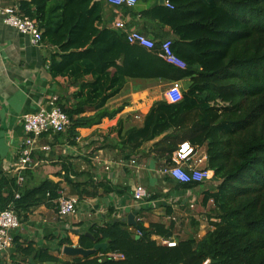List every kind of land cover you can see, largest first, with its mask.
<instances>
[{
  "label": "trees",
  "instance_id": "trees-1",
  "mask_svg": "<svg viewBox=\"0 0 264 264\" xmlns=\"http://www.w3.org/2000/svg\"><path fill=\"white\" fill-rule=\"evenodd\" d=\"M138 1L153 6L121 9L143 22L139 31L154 39L153 49L131 45L121 31L107 28L103 0H31L21 3V10L43 31L44 42L59 49L51 56L53 77L69 73L75 80L85 74L95 78L90 94L78 106L62 107L72 123L71 143L79 129L100 125L122 111L123 106L112 111L104 107L126 79L189 82L180 103L157 101L142 127L124 135L120 129L119 145L123 159L129 160L144 144L154 142L150 153L167 164L184 142L206 147L208 168L219 181L201 191V205L211 203L208 216L216 219L213 229L202 239L190 237L168 247L153 237L172 238L173 223L168 228L162 224L146 228L138 222L134 228L139 235L130 231L125 219L111 218L104 226L90 227L94 239L83 234L79 242L83 248L107 242L106 250L62 262L47 250L15 240L12 264H19L16 255L24 264H31L30 259L37 264H264V0H167L173 8L160 5V0ZM134 26L139 23L132 22L129 28ZM165 28H169L166 34ZM166 39L185 69L160 57ZM91 100L100 110L82 116ZM68 181L80 198L98 196L99 188L104 194L119 191L105 181ZM175 183L180 191L200 186ZM59 190L60 185L50 180L21 189L15 178L0 171V211L12 205L19 214L47 197L58 199ZM114 212L110 208L109 216ZM65 244L71 245V240L61 242ZM109 252L125 258L100 257Z\"/></svg>",
  "mask_w": 264,
  "mask_h": 264
},
{
  "label": "crops",
  "instance_id": "crops-1",
  "mask_svg": "<svg viewBox=\"0 0 264 264\" xmlns=\"http://www.w3.org/2000/svg\"><path fill=\"white\" fill-rule=\"evenodd\" d=\"M30 1L0 0L3 6L19 5L20 8L21 3ZM140 4V8L136 6L137 11L153 6V3ZM103 5V21L107 28L116 29L114 24L123 20L128 27L136 22L140 28H132L142 29L141 20L125 15L122 9L108 5L104 0ZM168 30L169 28H165L163 31L166 34ZM58 52L57 47L46 42L43 46H33L28 36L6 25L0 17V171L6 177H14L9 173L8 167L17 160L20 145L25 138L22 117L36 113L43 107L48 109L51 98L55 96L59 98L62 107L72 109L93 88L95 78L92 74H85L77 80L69 73L52 76L51 56ZM170 83L172 82L128 78L119 88V93L104 107L112 111L123 106L118 115L104 119L100 125L79 129V140H75V143H71L69 139V130L62 135L40 140L39 145H49L50 151L38 149L35 152L39 165L26 173L22 188H33L50 180L60 185L59 198L78 196L69 185L70 178L80 184L105 181L119 191L104 194V189L99 188L98 196H78L81 199L78 212L66 218H61L58 214L59 198L51 200L47 197L30 210L20 209L19 214L16 211L21 227L12 232L14 242L4 254V263L12 264L11 256L16 254L15 240L25 246L32 244L36 250H47L62 262L86 258L68 256L63 253V249L66 246L83 248L79 243L80 237L91 234V226H104L111 218L125 219L127 222L128 215L134 211L138 212L136 222L142 223L146 228L151 224H162L168 228L173 223L174 235L167 240L177 243L190 237L202 239L213 229L211 222L216 219L207 216L211 213V203L206 208L201 205L202 186L192 190H176V181L160 174L161 169L166 166L165 161L157 160L150 153L154 142L144 144L129 160L123 159L120 150V129L124 135L131 128L142 127L152 106L157 101L164 100V97L160 100L152 98L151 89L159 84L169 87ZM180 83L182 90L186 91L189 82L185 80ZM97 106V101H89L84 106L85 113L82 116H93L100 110ZM205 156L206 147L199 148L196 157ZM205 164L208 165L207 162ZM137 185L148 190L152 197L150 201L134 200L133 190ZM191 204L193 207H190ZM110 208L115 210L112 216H109ZM129 227L130 231L137 233L134 228L136 226ZM153 238L162 244L163 237L155 235ZM65 240H71L72 244L61 245ZM93 248L89 246L83 249ZM16 257L17 263L24 264L20 256Z\"/></svg>",
  "mask_w": 264,
  "mask_h": 264
},
{
  "label": "built area",
  "instance_id": "built-area-1",
  "mask_svg": "<svg viewBox=\"0 0 264 264\" xmlns=\"http://www.w3.org/2000/svg\"><path fill=\"white\" fill-rule=\"evenodd\" d=\"M108 5L117 9L123 7L135 8L138 0H104ZM165 5L173 8L171 3L165 0ZM0 17L3 22L16 29L19 33L30 38V43L33 46H43L44 38L43 31L31 19L24 16L19 5L3 6L0 2ZM114 28L121 31L126 40L131 45H139L146 49L156 47V42L153 38L141 33L136 29H131L123 20H119L114 24ZM172 42L169 39L161 42L160 57L166 62L177 66L181 69L186 68V64L179 59L173 49ZM164 100L169 105H175L183 100V90L180 82H172L164 94ZM50 107L40 108L39 111L32 114H26L22 117L25 138L22 141L19 149V156L14 163L8 167L9 173L14 175L17 185L22 188L26 179V173L39 165V161L35 157V152L40 149L43 152L50 151L49 145L40 146V140L46 137H52L58 134L66 133L72 123L68 114L63 110L57 96L51 98ZM79 140V138H76ZM197 147L189 142H184L179 145L173 153L171 163H166L160 174L164 177H169L177 183L191 184L196 183L204 186L206 183L215 182L214 171L208 168L207 156L197 158ZM135 162L133 161V164ZM16 199L20 198V193H16ZM133 198L137 202H147L151 200V194L142 185H137L133 190ZM81 206V199L78 196H61L58 199V214L61 218H66L75 215ZM193 207V204L190 205ZM21 227V221L17 213L10 205L7 209L0 211V264L3 261L5 252L12 246L14 239L12 232ZM141 235V232H137ZM161 243L168 247H175L176 241L161 239ZM101 258L123 260L125 256L121 253L109 252L105 255H100ZM209 261L204 264H208Z\"/></svg>",
  "mask_w": 264,
  "mask_h": 264
},
{
  "label": "water",
  "instance_id": "water-1",
  "mask_svg": "<svg viewBox=\"0 0 264 264\" xmlns=\"http://www.w3.org/2000/svg\"><path fill=\"white\" fill-rule=\"evenodd\" d=\"M160 5H164L165 4V0H160ZM138 215L137 211L132 212L131 214L128 215L127 217V223L129 226H137V222H136V217ZM88 237H91L92 239L93 236L89 233L86 234ZM108 248V243L104 242V243H98L94 246L93 249L91 250H85L83 248L80 247H76V246H66L63 249V253L68 255V256H84V257H89L93 254H95L96 252H98L99 250H106ZM30 263L31 264H36L33 259H30ZM1 264H4V262L2 261ZM42 264H54L53 262H48V263H42Z\"/></svg>",
  "mask_w": 264,
  "mask_h": 264
},
{
  "label": "rangeland",
  "instance_id": "rangeland-1",
  "mask_svg": "<svg viewBox=\"0 0 264 264\" xmlns=\"http://www.w3.org/2000/svg\"><path fill=\"white\" fill-rule=\"evenodd\" d=\"M141 4L139 2L138 4V8H140ZM138 30V29H136ZM139 31V30H138ZM168 86L164 85V84H159L156 85L155 87H153L152 92H151V97L152 98H156L157 100H160L164 97V94L167 90ZM68 134V133H67ZM165 179V178H164ZM219 184V181H217V179L215 180V182L213 183H206L204 186L202 185V192L203 190L207 189V188H211V187H216ZM202 194V193H200ZM209 214H207L208 216Z\"/></svg>",
  "mask_w": 264,
  "mask_h": 264
}]
</instances>
